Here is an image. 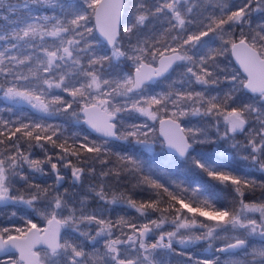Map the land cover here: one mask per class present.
Segmentation results:
<instances>
[{"label":"snow or ice","instance_id":"6c2138e0","mask_svg":"<svg viewBox=\"0 0 264 264\" xmlns=\"http://www.w3.org/2000/svg\"><path fill=\"white\" fill-rule=\"evenodd\" d=\"M194 7L189 0H9L7 5L0 0V9L9 13L0 15V98L9 111L27 106L38 116L0 117V205L25 206L47 223L40 228L26 219L23 226L0 228V251L17 250L23 264H155L173 242L207 241L211 247L224 237L217 251L240 257L231 264H264V202H245L242 190L264 184L221 171L197 150L223 142L245 166L264 174V0H242L235 10L219 0L212 14L199 18L192 15ZM254 14H259L255 24ZM152 18L163 19L167 27L147 35ZM105 42L110 54L101 53ZM227 52L243 68V79L221 68L219 58ZM165 80L170 83L157 91ZM242 90L243 97L238 96ZM60 114L100 134L99 142L86 133L72 137L70 144L60 125L43 122ZM138 117L145 119L126 122ZM157 124L162 139L155 135ZM117 141L130 148L116 152L118 162L97 173L95 163L107 164L103 158ZM33 143L42 150L51 144L59 152L35 159ZM157 143L177 166L188 165L234 186L239 207L193 199L178 185L170 191L141 158ZM45 164L53 173L51 191L36 182L47 174ZM61 168L70 170L73 186L86 175L99 176L100 182L89 185L83 198H74L67 189L61 193ZM124 174L154 195L137 202L120 191ZM124 206L145 222L107 216ZM165 224L174 230H165ZM157 230L158 238L149 242ZM102 242L101 254L96 248ZM38 244L46 245L43 258L34 250Z\"/></svg>","mask_w":264,"mask_h":264},{"label":"trees","instance_id":"16d2710c","mask_svg":"<svg viewBox=\"0 0 264 264\" xmlns=\"http://www.w3.org/2000/svg\"><path fill=\"white\" fill-rule=\"evenodd\" d=\"M9 0H3L4 4L7 5ZM19 0H11V3L16 4ZM129 0L126 1L128 3ZM219 0H189L190 4L196 5V7L193 8L192 15L196 17L206 16L209 14H212L213 7L216 3H218ZM229 7L232 10H235L236 7L241 6L242 0H226ZM9 13L4 11L3 9H0V15H8ZM219 14L218 12L216 13ZM259 22V14H254L253 17V24ZM4 21L0 20V25H3ZM167 27L165 21L163 19H156L152 18L151 21L147 24L146 34L151 35L153 32L160 33ZM94 36L95 33H93ZM211 35V34H210ZM205 39H208L207 37ZM126 43V40L124 41ZM3 47V44L0 43V48ZM105 52L109 53V47L105 44L101 47ZM103 51V52H104ZM110 54V53H109ZM221 63V68L227 67L228 64L230 66L234 65V62L231 57V52L225 53L223 57L219 58ZM227 71V68H225ZM229 70V69H228ZM223 84V83H221ZM199 89V88H197ZM17 112V115L15 117L12 116V113L8 110L6 102L0 98V117H2L4 120H15L19 118L18 116L21 114H24L23 112H26V117L29 115H33L34 111L29 110L27 107H23L21 109L19 106L15 108ZM84 130L88 131L84 124L82 127ZM89 132V131H88ZM19 135V134H18ZM65 137H68L64 134ZM94 136V135H93ZM96 137V136H94ZM55 138V137H54ZM69 138V143L71 144L72 137ZM13 139H15L13 137ZM99 141V138H98ZM7 143V140L5 141ZM111 147V152L104 157L103 159H106L108 161L107 164H104L102 162H96L95 168L96 172L100 173L101 171H108L109 168H112L117 162L118 158L115 155L116 152H123L124 150H127L130 148V145L125 144L124 142H114ZM3 150V149H0ZM198 151H203L208 157H210L215 162V166L219 168L221 171H232L234 175L242 176L246 179H255L258 184H264V176L261 174H250L248 172H245L238 167L234 166L231 163L225 162L224 160L218 158L217 156L213 155L211 152V146L210 144L202 145L198 149ZM31 152L33 155V158L39 159L43 161L45 159L46 153L48 155H52L53 153H58L59 149H54L51 144H47V148L44 150H38V146H35L33 143V147L31 148ZM83 155H92L91 153H83ZM144 161L146 166L151 165L152 169L154 170V176L155 178H158L161 183H165L166 186L169 187L170 191L176 190V186H180L183 189H186L188 194L193 199H200L204 200L207 199L209 202L215 204L217 207L223 206L226 208H232V207H239L238 202V194L234 191V186H232L230 183H223L218 180H215L211 177H209L205 172L199 169H193L188 165H179L177 166L173 160L172 157L169 154H166L161 151L160 145L156 146V149L154 148L153 152L151 153H144L141 157ZM73 163H75V158L73 157ZM53 160L55 161V156H53ZM238 169V170H237ZM85 183L91 185L96 184L100 182L99 176H85ZM36 182L40 183L41 185H45L46 182L43 179L37 178ZM109 183L115 184V181H112L111 179L108 180ZM48 185V183H47ZM198 190L193 191L194 188H197ZM14 187H22L20 184H15ZM119 187L120 191L126 193L128 196H131L132 199L136 200L137 202L145 201L150 199L154 193L152 190L148 189L146 186L141 185L138 183L137 179L133 176L124 174L122 178L119 181V184L117 185ZM244 200L245 202H257L261 203L264 202V187H256L253 190H244ZM162 191V190H160ZM166 194L162 197V199H166ZM162 207L164 205H161ZM195 207L196 205L193 204ZM125 208H127L125 206ZM123 208L124 210H126ZM158 216V214H154ZM123 217L126 220H129L131 222H135L134 218L132 216H129L128 213L123 212L121 215H116L115 212L112 213V216L110 219L113 221L120 219ZM169 221L173 219V217L168 214Z\"/></svg>","mask_w":264,"mask_h":264},{"label":"rangeland","instance_id":"374dc122","mask_svg":"<svg viewBox=\"0 0 264 264\" xmlns=\"http://www.w3.org/2000/svg\"><path fill=\"white\" fill-rule=\"evenodd\" d=\"M127 1V0H126ZM8 2V1H7ZM130 2V0H129ZM9 3V2H8ZM125 18V17H124ZM123 18V20H124ZM94 24V20L92 21ZM123 26V23H122ZM95 35L96 32L94 31ZM98 38V36L96 35ZM99 39V38H98ZM101 40V39H99ZM102 41V40H101ZM106 45V44H105ZM107 46V45H106ZM109 53L111 51L110 48ZM103 49L101 48V53H103ZM105 52V51H104ZM227 68V72L229 73H235L240 79H243L245 75L241 73V71L236 67L234 64L233 66L228 64V66L224 67L223 69ZM229 69V70H228ZM176 75L172 76V79H176ZM170 83V81L165 80L159 88H157V91H162L166 88L167 84ZM221 89L224 91H227L228 89L224 86V84H220L219 86ZM199 88V86H197ZM196 90H200L196 89ZM246 90H242L237 93L238 96L243 97V92ZM251 95V94H250ZM65 98H68L65 94ZM27 107V106H25ZM73 107H76L75 105ZM28 108V107H27ZM29 109V108H28ZM31 110V109H29ZM15 108H13L10 113H12V116L15 117L17 115V112ZM34 111V110H32ZM71 111V110H70ZM24 114L19 115L18 117H25L27 120H36L38 119V116L34 113L33 115H29L26 117V112H23ZM127 115V114H125ZM144 117H138L135 120H128L126 121L127 123H142L144 121ZM218 119L221 121V127H223V115L218 117ZM44 123H49L53 125H60L63 129V134H65L68 137H74V136H82L83 134L90 133L86 130H84L83 124L82 123H77L74 118H71L65 114H60L55 117H52L46 121H43ZM194 123L196 122L195 119L193 121ZM157 128V133L155 134L158 139H160L159 134H158V124L156 125ZM99 137H94L92 134L90 136V139H95L98 141ZM237 140L240 142H243V137L238 136ZM159 145V143H157ZM156 145V146H157ZM211 146V152L213 155L217 156L218 158L224 160L225 162L231 163L234 166L238 167L239 169L248 172L253 171L255 174H261L259 171H257L254 168H249L245 166L240 160L237 155L233 154V151L229 148L228 144H225L223 142H217L216 144H210ZM156 149V147H155ZM38 150H41V148L38 147ZM45 170H46V175L44 176H38L37 178L43 179L46 182L44 183L45 185H41L42 187H48L49 190H53L55 188L54 184V178H53V173L49 170L50 166L45 164L44 165ZM61 174L64 175L65 177V182L63 184V187L61 188V193H63L64 189H67L68 193L72 195L74 198H83V193L87 192L89 189V184L85 183V178H81L80 182H75L71 176L70 170L67 168H61L60 169ZM264 175V174H262ZM48 183V185H47ZM15 184L13 185V187ZM20 190L21 193H25V188L24 187H14ZM26 194V193H25ZM254 202V201H252ZM88 203L92 204L93 207L96 206L95 202L91 200V198H88ZM125 208V206L123 207ZM0 228L3 227H12L13 225L15 226H23L24 221L26 219H33L35 223H37L38 227L44 228L47 223L46 221L37 213L32 212L31 209L26 208L25 206L18 205L15 207H5L3 205H0ZM126 210H117L115 211L116 215H121L123 212L128 213L129 216H132L134 218V223L137 224H142L145 221L139 217V214L134 210L130 208H125ZM15 212L16 215L13 216L12 213ZM112 211H109L107 213V216L110 218L112 216ZM258 215V214H257ZM152 219H157L158 216L152 215ZM164 229L167 231H173L174 226L170 224H165ZM126 232L130 231L128 229H125ZM94 234V233H93ZM152 237L158 238V230L154 231L152 234H150L149 237V242H154ZM224 243V237H221L218 240L212 241V246L209 247V244L207 241H197L192 244L188 245H181L177 242H173L172 249L170 251L164 250L160 251L159 256L156 258L155 264H160V261H163V264H203L204 260H210L217 262V264H231V262L235 259H239L240 257H232L229 256L227 253H222L217 251L218 248L222 247ZM104 247H103V242L99 245H97L96 251L99 253L104 252ZM44 251L45 249L41 248L38 249V252L40 253L41 258L44 257ZM86 251L89 253H92V249L86 248ZM11 262H19L18 254L17 253H10L2 258H0V264H10ZM19 264H23V262H19ZM242 264V262H241Z\"/></svg>","mask_w":264,"mask_h":264},{"label":"water","instance_id":"95a60500","mask_svg":"<svg viewBox=\"0 0 264 264\" xmlns=\"http://www.w3.org/2000/svg\"><path fill=\"white\" fill-rule=\"evenodd\" d=\"M123 18H124V16L121 17L122 23H123ZM94 23H95V21H94ZM95 32H96V35L98 36V38L103 41V37L100 36L99 32L98 31H95ZM105 44H106V42H105ZM231 57H232V60H233L234 64L236 65V67L241 71V73H243L246 76V74L243 72V68L240 66L239 62L236 60L235 55L231 53ZM161 79H163V78H161ZM84 126L92 135H94L96 137L100 136V134L95 133L94 131H92L87 125L84 124ZM158 134H159V126H158ZM159 137H160V139H162L161 136H159ZM118 142H120V141H118ZM45 227H47V225ZM41 248L45 249L46 245L38 244V245H36V248L34 250L38 252V249H41ZM10 253H17L18 254V258L20 256V254H19V252L17 250L12 249L11 251H8V250L0 251V258L4 257V256H6V255H8Z\"/></svg>","mask_w":264,"mask_h":264},{"label":"bare ground","instance_id":"6f19581e","mask_svg":"<svg viewBox=\"0 0 264 264\" xmlns=\"http://www.w3.org/2000/svg\"><path fill=\"white\" fill-rule=\"evenodd\" d=\"M250 174H253L254 172L253 171H249ZM255 174V173H254ZM262 175V174H261ZM264 176V175H263Z\"/></svg>","mask_w":264,"mask_h":264}]
</instances>
